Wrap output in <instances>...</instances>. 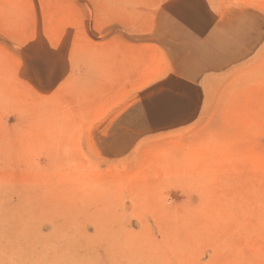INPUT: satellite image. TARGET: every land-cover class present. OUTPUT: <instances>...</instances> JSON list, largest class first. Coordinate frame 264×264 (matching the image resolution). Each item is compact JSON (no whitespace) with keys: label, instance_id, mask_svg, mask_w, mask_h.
<instances>
[{"label":"rangeland","instance_id":"rangeland-1","mask_svg":"<svg viewBox=\"0 0 264 264\" xmlns=\"http://www.w3.org/2000/svg\"><path fill=\"white\" fill-rule=\"evenodd\" d=\"M0 264H264V0H0Z\"/></svg>","mask_w":264,"mask_h":264},{"label":"snow or ice","instance_id":"snow-or-ice-1","mask_svg":"<svg viewBox=\"0 0 264 264\" xmlns=\"http://www.w3.org/2000/svg\"><path fill=\"white\" fill-rule=\"evenodd\" d=\"M32 71L40 76L47 75L48 73H55L58 71V68L54 67L52 62L49 60L48 62H45L43 60L37 61L32 66Z\"/></svg>","mask_w":264,"mask_h":264}]
</instances>
